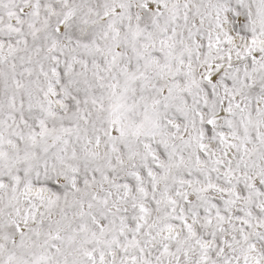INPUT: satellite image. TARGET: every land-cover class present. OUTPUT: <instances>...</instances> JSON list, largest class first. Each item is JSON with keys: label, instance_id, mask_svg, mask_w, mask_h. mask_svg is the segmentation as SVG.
<instances>
[{"label": "snow or ice", "instance_id": "1", "mask_svg": "<svg viewBox=\"0 0 264 264\" xmlns=\"http://www.w3.org/2000/svg\"><path fill=\"white\" fill-rule=\"evenodd\" d=\"M0 264H264V0H0Z\"/></svg>", "mask_w": 264, "mask_h": 264}]
</instances>
